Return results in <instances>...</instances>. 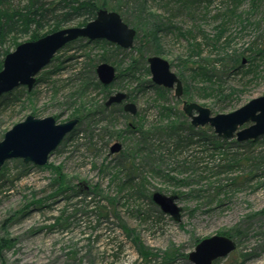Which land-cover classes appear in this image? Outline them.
Returning a JSON list of instances; mask_svg holds the SVG:
<instances>
[{
  "label": "rangeland",
  "instance_id": "374dc122",
  "mask_svg": "<svg viewBox=\"0 0 264 264\" xmlns=\"http://www.w3.org/2000/svg\"><path fill=\"white\" fill-rule=\"evenodd\" d=\"M102 2L135 30L132 47L70 42L37 74L30 91L17 87L23 90L16 104L0 109V140L28 115L63 123L90 113L76 130L97 134L105 126L108 134L95 135L90 146L83 132L73 140L66 136L42 167L21 159L4 162L0 239L10 242L0 249V264H193L188 254L196 244L223 233L237 247L213 264H264V135L248 143L218 137L209 126L194 127L201 142L175 152L154 130L170 121L188 122L184 101L216 115L264 95V0ZM232 10L238 17L224 20L222 35L217 33L222 15ZM24 41L27 37L17 40ZM151 56L169 62L182 81V97L151 82ZM102 62L118 74L104 90L95 73ZM199 66L215 75L211 81L197 74ZM116 92L128 95L135 115L116 108L113 124L95 123L93 109ZM8 93L15 96V89ZM163 105L172 111L168 119L159 116ZM129 124L148 133L149 143L138 142L141 134H130ZM204 137L220 147L202 145L209 141ZM115 142L121 151L110 154ZM156 191L177 197L178 220L152 201Z\"/></svg>",
  "mask_w": 264,
  "mask_h": 264
},
{
  "label": "water",
  "instance_id": "95a60500",
  "mask_svg": "<svg viewBox=\"0 0 264 264\" xmlns=\"http://www.w3.org/2000/svg\"><path fill=\"white\" fill-rule=\"evenodd\" d=\"M135 34V30L118 13L100 8L95 18L83 26L64 27L37 40L24 41L3 58L0 69V97L20 86L30 91L36 82V75L70 42L77 39L105 40L128 49L133 45ZM147 63L151 82L173 90L174 96L180 98L183 94L182 81L172 72L169 62L159 56H151ZM95 73L99 83L104 86L110 85L118 77L116 68L106 62L98 64ZM126 98V93L117 92L109 98L106 105ZM124 110L134 113L136 107L127 103ZM182 111L193 127L209 126L218 137L224 139L235 137L236 141H251L264 135V95L225 114L212 115L208 108L186 101L183 102ZM76 123L77 119L56 123L52 116H26L7 130L0 140V169L9 159H21L24 164L44 166L49 155ZM247 124L249 125L243 127ZM119 149L120 144L115 143L110 151L116 153ZM151 199L163 213L175 220L179 219L181 208L175 202V195L167 196L156 191ZM236 247V242L230 237L215 234L201 239L188 254V259L193 264H213L228 256Z\"/></svg>",
  "mask_w": 264,
  "mask_h": 264
},
{
  "label": "trees",
  "instance_id": "16d2710c",
  "mask_svg": "<svg viewBox=\"0 0 264 264\" xmlns=\"http://www.w3.org/2000/svg\"><path fill=\"white\" fill-rule=\"evenodd\" d=\"M239 1L240 0H233L234 5ZM105 6L106 2L99 3V0H0V69L2 68V61L4 56L9 53L11 49H13V47H16L18 45V39L27 37V41L37 40L40 37L59 30L72 22H76V26H83L87 22L95 18L97 10H99L100 8L105 9ZM231 16L238 17L234 15L233 10L228 11L222 15L223 19L221 20V24L217 27V33L221 34L222 29H224L223 21H227ZM144 33L147 35L149 31ZM149 34H153V36H155L156 31H152ZM78 40L81 39H77V41ZM68 44H66L64 47L68 46ZM235 59V62L241 63L240 61H236ZM53 62L54 58L50 61V63L52 64ZM197 70H199L197 74L202 76V78L206 81H211V78L215 76L213 74H207V69L204 66H199ZM97 86H100V88L103 90L107 88L101 86L100 84H97ZM20 90L23 89H15V96H12V94L9 93L5 94L6 96L2 95L0 99V109L7 108L16 104L15 102L18 101L17 99L19 98ZM160 107L163 114L159 111V114L161 113V115L159 116L163 117L165 114L167 119L170 118V116L172 115V111L164 105ZM79 108L80 109H75L76 113L82 112L83 109L81 105ZM98 109V111L93 110V115L100 113V118L97 119L95 123L100 122L102 116L106 118L105 120H107L109 124L114 121L113 109L110 110L104 105H101L100 107H98ZM87 114L90 113H86V115ZM181 117L183 118L184 116L181 115ZM132 128L130 129V134H141V138H138V142L142 141L149 143L150 135H148V133L143 132V129L138 126H132ZM106 129L107 127L105 128L104 126L100 129L101 132L97 134H93V130L88 131L87 129H84L82 131H79L75 129L73 130V132H71V134H69L67 140H73L75 137H78L79 133L81 134L83 132L82 136H84L83 138L90 146L92 144L91 140L93 139V137L95 135H98L100 137V135L106 134V132H104L106 131ZM154 130L157 133L159 132L160 138L164 140L167 139L172 142L173 151L175 152L180 148H186V146L188 147L191 144L201 142L200 137L196 139V135H198L199 132H196L197 129L195 130V128L190 124L189 121L185 122L184 120H180L175 124L170 121L166 126H157L156 128L154 127ZM187 130L190 132L189 137H185L183 134L184 131ZM198 130H202V128H198ZM212 136L214 138L215 135ZM207 140L209 141L202 140L206 141L202 143V145L208 143L214 146V148L220 147V145H217L212 141L213 139L208 138ZM254 142L255 141H250L248 143ZM162 143H158V145L161 146ZM129 154L130 153H128V155ZM58 168V171L57 169H55V174L57 177H59L58 180H62L64 176L61 168ZM64 191H62L61 193H63ZM77 193L78 192H75V194ZM72 194H74V192ZM221 235H225L227 237H230L231 239L233 238L228 233H223ZM9 242L10 240L0 239V249L8 246Z\"/></svg>",
  "mask_w": 264,
  "mask_h": 264
},
{
  "label": "flooded vegetation",
  "instance_id": "af4514ba",
  "mask_svg": "<svg viewBox=\"0 0 264 264\" xmlns=\"http://www.w3.org/2000/svg\"><path fill=\"white\" fill-rule=\"evenodd\" d=\"M103 86H104V85H103ZM116 93H117V92H116ZM116 93H115V94H116ZM115 94L108 96L107 100H106L102 105H104V106H105L106 108H108V109H109V108H113V110H114L113 114L117 113V112H116V108H117V109H118L119 111H121V112L129 113L130 115H133V116H134L135 113H136V111H135L134 113H132L131 111H125V110H124V106H125L127 103H131V102L128 101V95H127V98L124 99V100H122L121 102H113V103H111L110 105H106V103H107V101L109 100V98H110L111 96H114ZM182 95H183V94H182ZM181 97H182V96H181ZM182 105H183V102H182ZM93 110H94V111H98V110H99V109H98V106L95 107V109H93ZM92 112H93V111H92ZM92 115H93V114H92ZM85 116H86V115H84L82 118H78V117L70 118V119H77V123L74 125L73 129H72V130L66 135L67 137L69 136V134H71V132H73V130L76 129V126L78 125V123L81 122V120H82ZM90 116H91V115H90ZM94 116L96 117L95 120H97V119L100 118V113H98V114H96V115H94ZM53 118H54V117H53ZM54 119H55V118H54ZM70 119H68V120H70ZM86 119H89V118L87 117ZM105 119H106V118H105L104 116H102V117H101V120H102V121L100 120L99 123H102V122H108V121L105 120ZM68 120H67V121H68ZM95 120H91V122H94ZM55 121H56V119H55ZM65 122H66V121H65ZM189 122H190V121H189ZM56 123H57V122H56ZM63 123H64V122H63ZM108 124H109V123H108ZM111 124H113V121L111 122ZM127 126L130 127V128H132L133 125H130V124H129V125H127ZM132 129H133V128H132ZM105 135H108V134L106 133V134H104V136H105ZM66 136H65V137H66ZM65 137L63 138V140L65 139ZM100 138H101V137H100ZM63 140H62V141H63ZM62 141H61V142H62ZM61 142H60V143H61ZM115 143H118V142H115ZM115 143H114V144H115ZM114 144H113V145H114ZM118 144H120V143H118ZM59 145H60V144H59ZM59 145H58V146H59ZM113 145H112V146H113ZM58 146H57V147H58ZM112 146H111V147H112ZM111 147L109 148V152H110V154H114V153H111V151H110V150H111ZM55 150H56V149H55ZM55 150H54V151H55ZM54 151H53V152H54ZM120 151H121V145H120V149H119L118 152H120ZM53 152H52V153H53ZM118 152H116V153H118ZM52 153H51V154H52ZM51 154H50V155H51ZM50 155H49V156H50ZM153 193H154V192H153ZM153 193H152V194H153ZM151 197H152V195H151Z\"/></svg>",
  "mask_w": 264,
  "mask_h": 264
}]
</instances>
